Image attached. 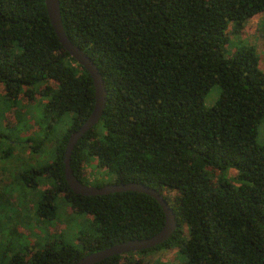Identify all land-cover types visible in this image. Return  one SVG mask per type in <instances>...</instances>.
I'll use <instances>...</instances> for the list:
<instances>
[{
    "label": "trees",
    "instance_id": "1",
    "mask_svg": "<svg viewBox=\"0 0 264 264\" xmlns=\"http://www.w3.org/2000/svg\"><path fill=\"white\" fill-rule=\"evenodd\" d=\"M59 8L107 90L99 121L71 152L74 175L95 186L143 182L177 220L165 242L95 264H147L134 254L174 246L185 256L176 264H264V69L254 45H238L264 0H59ZM93 105L92 78L60 44L44 0H0V159L21 162L12 177L23 201L31 195L38 224L90 219L80 248L60 238L21 245L20 204L0 190V264H73L163 226L161 206L145 193L80 195L67 185L66 142ZM30 120L41 133H27ZM92 161L109 180H89Z\"/></svg>",
    "mask_w": 264,
    "mask_h": 264
},
{
    "label": "water",
    "instance_id": "2",
    "mask_svg": "<svg viewBox=\"0 0 264 264\" xmlns=\"http://www.w3.org/2000/svg\"><path fill=\"white\" fill-rule=\"evenodd\" d=\"M44 2L51 26L60 44L78 64L88 71L94 86L93 108L84 122L70 133L66 142L63 164L64 178L67 185L74 193L80 195H102L122 191L142 192L153 197L164 212V224L155 234L148 237L128 239L103 249L90 252L79 258L73 264H95L112 255L126 254L153 248L169 239L177 227L174 211L160 190L138 181L106 183L102 186L84 184L74 175L70 167V156L75 144L99 121L103 113L107 101V90L102 75L94 61L66 35L62 25L59 0H44Z\"/></svg>",
    "mask_w": 264,
    "mask_h": 264
},
{
    "label": "rangeland",
    "instance_id": "3",
    "mask_svg": "<svg viewBox=\"0 0 264 264\" xmlns=\"http://www.w3.org/2000/svg\"><path fill=\"white\" fill-rule=\"evenodd\" d=\"M231 37L232 39H234V36ZM239 41L240 43L238 45H254L256 53L259 57V67L261 69H264V12L257 14L247 20L245 26L241 31ZM230 45L231 46L228 52H232L234 50L235 44L233 41H231ZM218 95L219 87L215 85L206 94L204 104L206 106H211L215 102ZM29 123H32L33 125H28L27 133L30 131L28 134L33 133V131H35L36 133H41V129H38V125L34 121L30 120ZM30 125H32V129H30ZM25 132L26 129L24 130V133ZM257 141L260 143H264V116L258 124ZM51 144L52 143L49 142V145ZM16 153H18L19 156L25 159L28 156V152L26 150H24L23 152L18 150ZM20 165L21 162L14 158H10L7 160L0 159V190H4V196L11 200L14 206H17L19 204L21 205H19V207L22 212V219H25L23 221L24 224L17 225V229L19 230L21 236V238H18V242L21 245L31 241H38L41 244L43 242H46L47 240L60 238L63 242L71 244L76 248H80L77 236L80 231L90 228V219H88V217L84 215L80 218V220L71 219L68 222H63L61 224L59 223V226H55V223L38 224L39 222L35 220V217L33 215L34 208L31 205V201L29 200V197H31V195L23 201V197L22 195H20L21 192L19 189H17L16 182L12 177V172H14L15 170L14 167ZM87 172V176L90 181H93L95 178L103 179L104 181L110 179L107 176L105 177L104 172L101 169L96 168L94 161H92V164L87 166ZM226 177L228 179H234V171L232 169H229L226 172ZM233 183L237 185L239 181L234 179ZM20 201L22 204L20 203ZM58 203L67 207L61 196L58 198ZM62 205L59 208L60 210L62 208H65ZM25 213L26 215H29V219H27L28 217L25 215ZM11 214L12 212L9 210L7 215ZM134 255L136 257H142L147 264H176L177 262L182 261L185 258L184 254L180 252L177 246L162 248L158 250L152 249L143 254L136 253Z\"/></svg>",
    "mask_w": 264,
    "mask_h": 264
}]
</instances>
